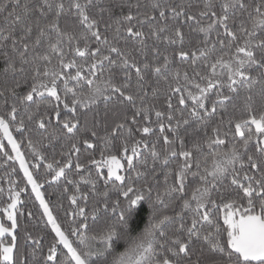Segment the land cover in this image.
Instances as JSON below:
<instances>
[{"label": "snow or ice", "instance_id": "obj_1", "mask_svg": "<svg viewBox=\"0 0 264 264\" xmlns=\"http://www.w3.org/2000/svg\"><path fill=\"white\" fill-rule=\"evenodd\" d=\"M0 172V264H264V0H0Z\"/></svg>", "mask_w": 264, "mask_h": 264}, {"label": "trees", "instance_id": "obj_2", "mask_svg": "<svg viewBox=\"0 0 264 264\" xmlns=\"http://www.w3.org/2000/svg\"><path fill=\"white\" fill-rule=\"evenodd\" d=\"M2 174H3V173H2V172H0V175H2ZM48 191H52V190H51V189H48ZM52 199H53V201L55 202V199H56V198H55V197H53Z\"/></svg>", "mask_w": 264, "mask_h": 264}]
</instances>
